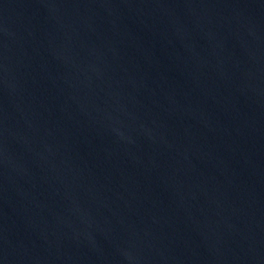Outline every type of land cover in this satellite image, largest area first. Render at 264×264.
<instances>
[{"label":"water","instance_id":"water-1","mask_svg":"<svg viewBox=\"0 0 264 264\" xmlns=\"http://www.w3.org/2000/svg\"><path fill=\"white\" fill-rule=\"evenodd\" d=\"M0 264H264V0H0Z\"/></svg>","mask_w":264,"mask_h":264}]
</instances>
